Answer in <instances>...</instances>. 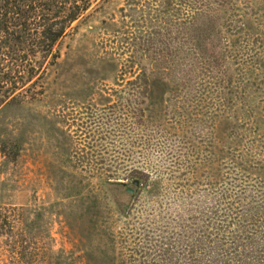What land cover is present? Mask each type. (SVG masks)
Listing matches in <instances>:
<instances>
[{"label":"rangeland","instance_id":"rangeland-1","mask_svg":"<svg viewBox=\"0 0 264 264\" xmlns=\"http://www.w3.org/2000/svg\"><path fill=\"white\" fill-rule=\"evenodd\" d=\"M88 1L0 73V264H264V0ZM157 56L164 101L129 83Z\"/></svg>","mask_w":264,"mask_h":264},{"label":"trees","instance_id":"trees-1","mask_svg":"<svg viewBox=\"0 0 264 264\" xmlns=\"http://www.w3.org/2000/svg\"><path fill=\"white\" fill-rule=\"evenodd\" d=\"M89 7L90 4L88 0H0V73H2V75L8 74L11 76L13 72L20 68H27L25 69L27 72L28 70L31 72L35 70V72H37L42 68V60H45L49 56L56 59L55 54L52 53L54 46L66 35L70 26L84 15ZM163 11H166V7L163 8ZM162 13L165 15V12ZM209 25V23L202 24L201 22L200 25L194 28L192 27V23H188L181 28V31L183 34H186L188 31V33H190V30L194 32V34L197 33L196 37L191 38L188 42L190 46L189 52H191L190 57L200 55L199 58L204 60L203 66L207 65L209 67H214L213 58L210 59L207 54L205 55L203 51L205 49L202 47L208 33L211 31ZM151 42L152 41H147L146 43L149 46H157V44L154 45V43ZM37 56L41 59V62H36L37 66L28 64L29 61L32 63L31 60L35 61ZM4 58H8L10 61L7 59L5 64L2 62ZM24 61L27 66L23 64ZM140 62L142 61L138 63ZM163 62H165L163 56L158 58L155 57L154 59L149 58L147 62H145L146 65L143 70L129 83L134 86L135 89H142L146 92H152L153 89L161 91V96L159 98L164 101L162 92L168 85L166 79L169 77L167 74H159L161 69L158 65H155V63H159L160 65ZM152 63V68L146 67ZM187 63L190 64V59L188 57ZM203 68L204 71H206L207 68ZM156 69L157 74L155 73ZM168 69L169 68H166L165 71H168ZM178 69L184 76L182 80H178L177 85L174 86V90L177 93L178 90L185 88L189 90L188 92H191L193 88L190 86V82H192V80L194 81V78L191 79L193 75L187 70L183 72L184 68ZM25 70L22 71L24 72ZM194 87L195 90L202 91L199 90L197 84L196 86L194 85ZM200 108V112L205 115L210 113L209 106L206 105L203 109L202 107ZM134 181L137 180L132 181V189L137 187L133 185ZM217 206L218 204L214 201L212 206V211H214L212 212L213 214H211L213 217H215L217 213Z\"/></svg>","mask_w":264,"mask_h":264},{"label":"water","instance_id":"water-1","mask_svg":"<svg viewBox=\"0 0 264 264\" xmlns=\"http://www.w3.org/2000/svg\"><path fill=\"white\" fill-rule=\"evenodd\" d=\"M133 185L134 186H137L138 185V182L137 181H134L133 182ZM127 192L131 194L132 193V189H127Z\"/></svg>","mask_w":264,"mask_h":264}]
</instances>
